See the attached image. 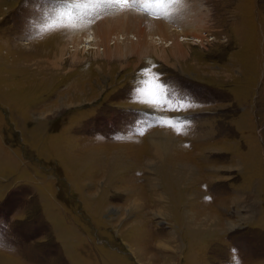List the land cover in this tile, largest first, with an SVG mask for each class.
I'll return each instance as SVG.
<instances>
[{
	"label": "rangeland",
	"instance_id": "374dc122",
	"mask_svg": "<svg viewBox=\"0 0 264 264\" xmlns=\"http://www.w3.org/2000/svg\"><path fill=\"white\" fill-rule=\"evenodd\" d=\"M0 264H264V0H0Z\"/></svg>",
	"mask_w": 264,
	"mask_h": 264
},
{
	"label": "bare ground",
	"instance_id": "6f19581e",
	"mask_svg": "<svg viewBox=\"0 0 264 264\" xmlns=\"http://www.w3.org/2000/svg\"><path fill=\"white\" fill-rule=\"evenodd\" d=\"M169 27V26H168ZM157 28H158V30L160 31H156V33L157 32H159L158 34H159V36H161V37H164L165 38V36L166 37H168L169 36V38H170V41L168 42V44H174L175 46H178L176 43H178V41L179 40H181L182 38H180V39H177V38H175L174 36H173V34H172V32H169V31H167L166 30V28H165V26H164V24L162 23V22H160L159 24H158V26H157ZM169 30V29H168ZM99 33H100V35L103 37V38H107L108 36H109V32H108V29H106V28H99ZM142 39H144L143 37H141ZM94 39V36H93V38H91V40H93ZM123 38H120V40H122ZM184 39H186V38H184ZM111 40H117L116 39V37H112L111 39H110V41ZM115 41H113V43L115 42ZM182 41V40H181ZM144 42H146V41H144ZM143 42V45H146V49H149V47H148V44L147 43H144ZM113 43H111V44H113ZM180 47V46H179ZM178 49V48H177ZM170 52L171 53H173L174 52V49L172 48V49H170ZM182 55V54H181ZM62 102V101H61ZM160 149V148H159ZM187 166V165H186ZM183 168L185 169V171H186V169H187V167H185V166H183ZM182 171H183V169H182ZM187 174V173H186ZM189 174V173H188ZM188 178V177H187ZM134 203V205L135 206H138L135 202H133Z\"/></svg>",
	"mask_w": 264,
	"mask_h": 264
},
{
	"label": "snow or ice",
	"instance_id": "6c2138e0",
	"mask_svg": "<svg viewBox=\"0 0 264 264\" xmlns=\"http://www.w3.org/2000/svg\"><path fill=\"white\" fill-rule=\"evenodd\" d=\"M121 2H122V0H121Z\"/></svg>",
	"mask_w": 264,
	"mask_h": 264
}]
</instances>
